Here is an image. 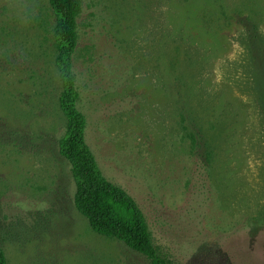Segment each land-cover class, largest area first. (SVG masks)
Segmentation results:
<instances>
[{
  "label": "rangeland",
  "instance_id": "374dc122",
  "mask_svg": "<svg viewBox=\"0 0 264 264\" xmlns=\"http://www.w3.org/2000/svg\"><path fill=\"white\" fill-rule=\"evenodd\" d=\"M57 20L49 0H0L6 264H151L75 206ZM77 23L86 143L159 252L264 264V0H84Z\"/></svg>",
  "mask_w": 264,
  "mask_h": 264
},
{
  "label": "trees",
  "instance_id": "16d2710c",
  "mask_svg": "<svg viewBox=\"0 0 264 264\" xmlns=\"http://www.w3.org/2000/svg\"><path fill=\"white\" fill-rule=\"evenodd\" d=\"M83 1L49 0L58 16L54 28L59 42L56 63L64 86L60 94V104L67 120L66 134L60 145L62 154L71 163L76 181L75 206L96 233L122 241L129 248L146 256L151 264H173L154 244L146 217L137 202L102 174L86 143V117L77 107L80 95L72 68V55L78 37L77 18ZM251 44L257 46L254 38ZM0 264H6L1 245Z\"/></svg>",
  "mask_w": 264,
  "mask_h": 264
}]
</instances>
